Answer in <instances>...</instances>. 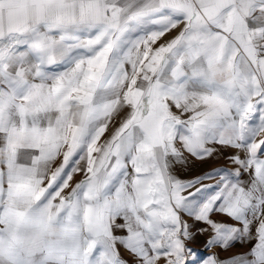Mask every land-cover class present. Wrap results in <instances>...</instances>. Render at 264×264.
Masks as SVG:
<instances>
[{
    "label": "snow or ice",
    "instance_id": "1",
    "mask_svg": "<svg viewBox=\"0 0 264 264\" xmlns=\"http://www.w3.org/2000/svg\"><path fill=\"white\" fill-rule=\"evenodd\" d=\"M0 264H264V0H0Z\"/></svg>",
    "mask_w": 264,
    "mask_h": 264
},
{
    "label": "rangeland",
    "instance_id": "2",
    "mask_svg": "<svg viewBox=\"0 0 264 264\" xmlns=\"http://www.w3.org/2000/svg\"><path fill=\"white\" fill-rule=\"evenodd\" d=\"M261 137H258L257 139H260ZM233 149H227L222 150L218 155H216L213 158H209L206 160H196L193 158H189L190 163L186 167L177 168V174L182 179H190L195 176L203 175L204 173L213 172L217 169H227L229 171H232L235 169V165L230 161L229 157L233 153ZM80 177L77 176L76 179H79ZM219 179V176L215 177L214 179L205 180L204 183L206 185H213L216 183V180ZM212 219L214 220H222L226 223H233V221L229 220L226 216L221 215H213ZM191 223V221H190ZM203 227V225H194L192 228V231L195 232L197 228ZM208 233L197 235L194 239V241L188 243V247L196 250L198 253V256L200 259H203L204 257L208 255H212L213 253L218 254L221 258L234 255L236 253L246 252L248 250V247L250 245L240 246L237 244L235 247L230 248L228 251H221L218 248H212L208 249L206 248V241L208 239ZM124 257L127 259L129 258L127 256V253H123Z\"/></svg>",
    "mask_w": 264,
    "mask_h": 264
}]
</instances>
